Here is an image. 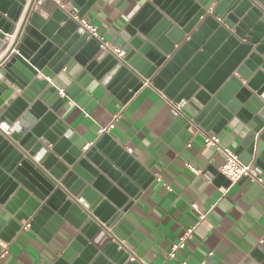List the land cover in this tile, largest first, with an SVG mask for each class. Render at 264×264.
I'll return each mask as SVG.
<instances>
[{
  "label": "water",
  "instance_id": "1",
  "mask_svg": "<svg viewBox=\"0 0 264 264\" xmlns=\"http://www.w3.org/2000/svg\"><path fill=\"white\" fill-rule=\"evenodd\" d=\"M85 1L71 3L80 18L94 2ZM35 4L0 0V55L14 36L0 62V241L10 243L22 223L46 242L68 225L83 246L75 264H142L144 237L125 214L153 178L108 135L84 153L86 140L67 134L59 112L69 100L85 107L94 80L115 79L123 104L150 80L169 100L202 108L194 120L180 115L172 129L219 135L236 117L251 132L235 154L264 167V0H151L112 44L121 59L59 7L44 18ZM71 61L83 72L61 97L47 79ZM135 170L141 190L123 176Z\"/></svg>",
  "mask_w": 264,
  "mask_h": 264
},
{
  "label": "crops",
  "instance_id": "2",
  "mask_svg": "<svg viewBox=\"0 0 264 264\" xmlns=\"http://www.w3.org/2000/svg\"><path fill=\"white\" fill-rule=\"evenodd\" d=\"M71 1L64 0L65 3ZM149 2L151 0H94L85 17L114 44ZM215 7L216 4L210 7L207 16ZM42 9L41 16L49 18L56 5L47 1ZM13 42L14 36L1 53L0 62ZM82 72V68L71 61L55 80H47L64 94ZM37 80L46 79L39 73ZM114 80L108 86L92 81L85 90L87 105L81 107L69 100L60 110L59 118L71 138L78 136L86 140L84 153L102 136L108 135L134 158L137 169H144L145 174L153 178L125 214L128 222L144 237L141 246L145 244L147 248L141 263L264 264V244H260L264 239V186L243 180L225 187L215 173L220 172L225 158L205 146L207 133L194 125L190 130L172 129L182 114L190 120L196 119L202 111L199 104L192 100L177 114L169 99L150 80L123 104L118 99L119 92L114 93ZM122 107L125 109L120 121L113 130L106 131ZM250 132L248 126L235 117L218 136L222 146L235 152ZM97 152L105 157L101 150ZM37 158L33 157L36 163ZM256 160L251 164L262 172L264 181V167H259ZM191 169L201 174L196 175ZM137 173L138 170L123 172V176L141 190L142 179L135 177ZM79 203L86 206L84 201ZM193 205H197L198 210L193 209ZM2 211L0 206V217ZM201 216L205 217L204 222L200 221ZM27 225L22 223L23 229L10 243L0 241V264H75L81 259L83 246L76 241V231L68 225L48 242L30 227L25 228ZM189 228H194L193 237L177 252L176 258H170L173 246Z\"/></svg>",
  "mask_w": 264,
  "mask_h": 264
},
{
  "label": "built area",
  "instance_id": "3",
  "mask_svg": "<svg viewBox=\"0 0 264 264\" xmlns=\"http://www.w3.org/2000/svg\"><path fill=\"white\" fill-rule=\"evenodd\" d=\"M47 1L53 2L57 7L65 11L68 14L69 18H71L74 22H76V24L78 25L79 32L81 34H87L89 39L95 40L100 45V48L102 51H106L118 59L122 58L124 52L119 48H115L111 42L107 41L104 35L99 31V29L90 20H88L86 17L80 18L77 14V11H75L71 7L72 1L69 3H65L64 1H60V0H36L34 11H40V8L42 7V5ZM60 94L64 95L63 91H60ZM168 101L172 104L174 111L177 114L181 112V109L186 104V102H181L177 104L171 100H168ZM124 109L125 107H122V110L113 116L112 121L110 125L108 126V128L106 129V131H111L115 128L116 124L121 119V115ZM204 144L207 148L213 149L219 154L224 156L225 163L220 169V173L228 181H230L231 185L236 184L245 179V180L251 181L253 184L264 186L262 172L256 166L252 164L250 165L242 164L239 159V156L235 154L234 151L222 146L221 140L218 135L207 133L204 138ZM191 170L196 175L201 174L198 171H195L193 169ZM192 208L195 210H198L197 205H193ZM204 220H205V217L201 216L200 221L204 222ZM28 227H30L29 224L25 228H28ZM193 234H194V228H189L184 232V234L180 238L179 243L173 246L172 252L170 254V258L172 259L176 258L177 252L185 248L186 242L193 237ZM260 244L261 245L264 244V239L261 240ZM210 256H212V254H210ZM183 264H186V263H183Z\"/></svg>",
  "mask_w": 264,
  "mask_h": 264
}]
</instances>
